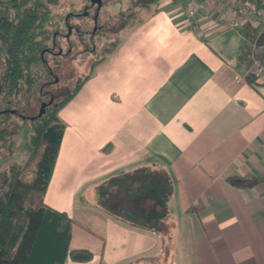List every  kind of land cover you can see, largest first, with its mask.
Listing matches in <instances>:
<instances>
[{
	"label": "crops",
	"instance_id": "obj_1",
	"mask_svg": "<svg viewBox=\"0 0 264 264\" xmlns=\"http://www.w3.org/2000/svg\"><path fill=\"white\" fill-rule=\"evenodd\" d=\"M197 0H151L59 110L66 124L44 202L74 220L65 264H264V25ZM264 8V0L261 5ZM146 12V13H145ZM142 168L169 173V229L105 210L104 184Z\"/></svg>",
	"mask_w": 264,
	"mask_h": 264
},
{
	"label": "trees",
	"instance_id": "obj_2",
	"mask_svg": "<svg viewBox=\"0 0 264 264\" xmlns=\"http://www.w3.org/2000/svg\"><path fill=\"white\" fill-rule=\"evenodd\" d=\"M238 1L254 9L263 3ZM146 3L142 5L150 2ZM62 4L63 0H0V157L12 154L13 137L27 122L33 145L24 165L13 163L0 169V264H65L69 255L81 261L93 257L88 249H70L75 220L66 211L46 204L44 195L66 128L59 110L104 56L92 62L69 93L48 103L42 115L26 113L35 98L47 95L43 91L49 88L47 83L57 84L51 62L60 63L64 55L55 56L48 49L59 22L76 7L73 1L71 9L61 12ZM48 27H53L51 34H46ZM34 163L32 179L23 178L24 170ZM173 192L168 172L142 168L114 176L104 184L102 204L106 211L128 223L160 234L167 229L168 201Z\"/></svg>",
	"mask_w": 264,
	"mask_h": 264
},
{
	"label": "rangeland",
	"instance_id": "obj_3",
	"mask_svg": "<svg viewBox=\"0 0 264 264\" xmlns=\"http://www.w3.org/2000/svg\"><path fill=\"white\" fill-rule=\"evenodd\" d=\"M73 1H75V6H76L75 8L77 9H79L84 2V0H63V4L61 5L60 8L61 12H65L66 10L71 9L70 4ZM104 1L106 4L104 6L105 17H103V20L104 21L108 20L111 21V23H115L116 20L114 18L117 17V15H121L118 21V25L121 26L120 30H118L113 34L108 35L105 40L104 39L101 40V42H99L98 44L99 48L97 53L92 54L88 52L81 56H74L73 53L75 51L73 50L71 56L65 58L64 57L59 58L60 60H62L60 63L55 64L51 62L52 66L54 67L55 74L59 80L57 84H54L49 87V89L53 90L54 92L55 101L60 100L65 94L69 93L73 89L77 80L79 78H82L85 75V73L89 71L93 61H96L103 56L105 57L110 53V51L114 46V43L118 42L121 39L122 36L121 34L123 33L122 32L123 27H127L129 24L135 25L137 24L138 21L142 20V18L140 17V11L137 10L138 8L139 9L143 8L147 10L148 14L152 12V7L144 8L146 6L142 5V3L146 1H148L149 3L151 0H118V1L104 0ZM107 15H109L110 17H108ZM132 18H133V22H131ZM52 31H53V27H48L46 29V34H51ZM247 58L249 59L248 63L251 65V69H252L250 57L248 56ZM45 88L46 87L43 88L44 92H46L47 90V88L46 89ZM41 96H43V99L39 97V99L35 98V100H33L32 106L26 112L29 116L35 115L40 111L42 102H48L49 100L48 95H41ZM31 134L32 131L30 129L29 123L27 122L24 128L19 133L15 134L13 137L12 154H10L7 157H0V169L4 167H8L10 164L13 163L20 165L25 164V162L27 161L33 150V145L31 143ZM35 166L36 164L34 163L30 168L24 170V172L22 173L23 178H26L27 180H31L34 175ZM165 228L169 229L168 226H165Z\"/></svg>",
	"mask_w": 264,
	"mask_h": 264
},
{
	"label": "flooded vegetation",
	"instance_id": "obj_4",
	"mask_svg": "<svg viewBox=\"0 0 264 264\" xmlns=\"http://www.w3.org/2000/svg\"><path fill=\"white\" fill-rule=\"evenodd\" d=\"M105 4L104 0H84L79 9L70 10V16L59 22V28L55 31L52 47L48 50L55 56L58 53L64 55V58L71 56L73 50L75 51L74 56H81L88 52L97 53L99 42L105 40L108 35L120 30L121 27L118 25L121 15L114 18L115 23L103 20V17H105ZM54 81L59 82L58 78H55ZM47 85L48 87L52 86L50 82ZM46 92L49 96L47 104L55 101L53 90L47 88Z\"/></svg>",
	"mask_w": 264,
	"mask_h": 264
},
{
	"label": "built area",
	"instance_id": "obj_5",
	"mask_svg": "<svg viewBox=\"0 0 264 264\" xmlns=\"http://www.w3.org/2000/svg\"><path fill=\"white\" fill-rule=\"evenodd\" d=\"M217 7L229 11L224 22L231 28H238L249 21L261 20L264 25V8L254 9L238 0H197L192 1L187 8L189 18H195L209 8ZM252 69L249 71L256 77L264 74V62L255 48L250 53Z\"/></svg>",
	"mask_w": 264,
	"mask_h": 264
},
{
	"label": "water",
	"instance_id": "obj_6",
	"mask_svg": "<svg viewBox=\"0 0 264 264\" xmlns=\"http://www.w3.org/2000/svg\"><path fill=\"white\" fill-rule=\"evenodd\" d=\"M47 105V102H42L40 111L38 112V115H42L43 112L45 111V106Z\"/></svg>",
	"mask_w": 264,
	"mask_h": 264
}]
</instances>
